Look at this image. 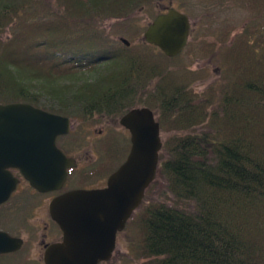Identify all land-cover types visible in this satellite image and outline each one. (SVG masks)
<instances>
[{
    "label": "trees",
    "instance_id": "16d2710c",
    "mask_svg": "<svg viewBox=\"0 0 264 264\" xmlns=\"http://www.w3.org/2000/svg\"><path fill=\"white\" fill-rule=\"evenodd\" d=\"M152 2L0 0V103L69 118L149 106L168 130L159 172L172 202L151 200L132 217L143 264H264V0H249L221 92L205 101L176 83V56L103 30L109 18L127 29Z\"/></svg>",
    "mask_w": 264,
    "mask_h": 264
},
{
    "label": "water",
    "instance_id": "95a60500",
    "mask_svg": "<svg viewBox=\"0 0 264 264\" xmlns=\"http://www.w3.org/2000/svg\"><path fill=\"white\" fill-rule=\"evenodd\" d=\"M190 18L172 5L159 12L146 26L143 38L157 45L166 56L177 55L190 34ZM126 44L129 40L119 38ZM130 131L131 147L102 189H74L53 199L52 217L64 236L45 251V264H98L110 257L116 233L141 202L145 187L154 179L162 145L159 123L147 106L130 108L120 117ZM69 118L29 102L0 103V201L11 190L9 167H17L34 186L58 187L74 165L56 144V137L69 130ZM21 245L0 231V252Z\"/></svg>",
    "mask_w": 264,
    "mask_h": 264
},
{
    "label": "rangeland",
    "instance_id": "374dc122",
    "mask_svg": "<svg viewBox=\"0 0 264 264\" xmlns=\"http://www.w3.org/2000/svg\"><path fill=\"white\" fill-rule=\"evenodd\" d=\"M229 1H226L225 6V3H221L220 0H172V5L186 12L191 22L188 43L179 55L171 60L174 74H177L176 83L187 82L202 101L210 97L216 99V96L220 94L224 80V64H226L225 50L229 48L234 36L241 30L251 13L247 9L249 0H235L233 7L232 3L228 4ZM168 4L169 0H153L145 8L136 11L129 19L131 26L127 29L121 19L114 18L102 21V28L110 37L119 39L120 36H124L133 43H139L146 25L153 18L152 16L164 11ZM208 37L210 40L215 39L216 41L213 51L203 49L204 39L209 41ZM150 46L153 52L159 55V48L153 44ZM156 117L158 119L157 113ZM70 119L71 122L74 120L76 122L57 143L61 144L62 141H65L64 144H67L70 151L79 156L80 165H82L86 162L88 148L94 144L92 129L98 125V120L91 122L89 117H70ZM160 132L163 140L168 135V130H165L160 124ZM118 143L119 149L129 145L128 133L121 129H119ZM92 164L94 162H91ZM151 200L172 202V194L168 190L165 177L159 170L145 191L143 204H147ZM140 210L141 207L134 213V216L140 214ZM140 242L141 236L138 227L135 220L131 219L127 222L126 227L118 233L117 254L113 264H143L147 257L140 253ZM17 255L19 252L13 255H3L1 259L10 260Z\"/></svg>",
    "mask_w": 264,
    "mask_h": 264
},
{
    "label": "flooded vegetation",
    "instance_id": "af4514ba",
    "mask_svg": "<svg viewBox=\"0 0 264 264\" xmlns=\"http://www.w3.org/2000/svg\"><path fill=\"white\" fill-rule=\"evenodd\" d=\"M89 119L91 122L98 120V125L92 129L94 144L90 147L91 150L88 148L86 152L85 163L80 165L79 156L70 151L67 144H64L65 141L60 142L61 144L57 143L66 155L75 160L74 165L67 167L66 178L58 187L42 189L34 186L23 176L19 168L9 167L8 170L12 175L11 190L0 201V231L7 233L13 239H21V245L10 251L0 252V264H45L46 249L51 244L61 241L64 236L59 223L52 217L53 199L74 189L106 187L108 177L123 161L129 151L130 143L127 147L119 149V129L128 133L129 141L130 133L126 127L120 125V116L113 117L106 113H95ZM74 122L76 121L71 122L70 119V128ZM117 124L120 126L119 129ZM66 133L59 134L56 142ZM120 154L121 159L119 160ZM91 162L94 164L91 165ZM117 240L118 233L110 257L100 260L98 264L114 263L117 254ZM18 252L19 255L10 260L1 259L3 255H13Z\"/></svg>",
    "mask_w": 264,
    "mask_h": 264
}]
</instances>
